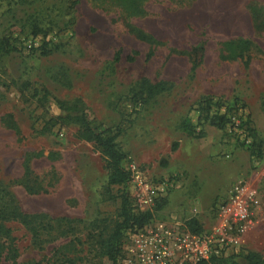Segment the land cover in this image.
Instances as JSON below:
<instances>
[{
    "label": "rangeland",
    "instance_id": "1",
    "mask_svg": "<svg viewBox=\"0 0 264 264\" xmlns=\"http://www.w3.org/2000/svg\"><path fill=\"white\" fill-rule=\"evenodd\" d=\"M140 2L142 15L125 0H0V38L16 49L0 55V185L27 213L71 220L65 235L55 228L39 245L23 225L7 222L17 258L0 264H63L58 260L65 256L74 264H101L91 235L115 218L113 196L121 187H105L103 157L76 137L77 124L60 117L57 101L75 104L99 127H119L116 141L127 168L134 165L151 181L173 182L153 219L186 226L194 218L207 230L230 184L245 180L257 204L249 207L251 223L236 252L264 258V148L258 156L248 151L264 133V82L258 78L264 0ZM125 22L160 41L148 60L147 44ZM238 37L252 43L247 70L239 60L218 58L220 42ZM199 45L191 56L175 53ZM115 52L119 59L112 64ZM192 61L197 65L190 77ZM143 79L166 81L169 89L143 100ZM212 95L226 114L223 129L207 122L203 98ZM228 117L239 121L234 130ZM183 119L199 134L180 130ZM247 134L249 146L242 141ZM25 157L30 174L19 182Z\"/></svg>",
    "mask_w": 264,
    "mask_h": 264
},
{
    "label": "trees",
    "instance_id": "2",
    "mask_svg": "<svg viewBox=\"0 0 264 264\" xmlns=\"http://www.w3.org/2000/svg\"><path fill=\"white\" fill-rule=\"evenodd\" d=\"M126 5L134 14L142 15L144 10L141 6L140 0H125ZM187 1V0H180ZM125 27L134 38L143 41L147 44V51L145 53V60H148L152 55L156 45L160 43L159 40L153 37L150 33L144 31L138 26L125 22ZM252 43L249 39L238 37L230 38L220 42L218 58L223 61L239 60L244 69H247L250 55L249 50ZM202 47H190L188 50H178L177 54H186L191 56L201 50ZM16 50L15 47H10L7 40L0 38V55L7 54L9 51ZM174 51V50H170ZM264 61V52L258 51ZM118 52L112 56L111 63L118 61ZM132 60V57H128ZM197 62L192 61L189 66V75H193ZM143 93V100L153 97L157 93H161L169 89V83L163 80H158L155 83H149L145 79L140 82ZM39 94V90H34L33 95ZM41 99L45 100L46 94H41ZM206 102L203 104L206 111H208L207 122L216 127L223 129L226 124V114L219 112L221 104L219 101L213 100V96H206L203 98ZM58 106L64 111V115L60 116L63 119L69 120L77 124L78 139H82L91 143L101 154L106 169L105 187L120 186L118 194L113 196V199H118V207L115 212V218L110 221L103 229L91 235L94 244V255L101 260V264H119V258L122 255L121 245L125 240L126 233L130 230L142 227L153 219L154 213L161 209L163 204L166 203L165 198H160L155 201L152 209H139L135 204H131V200L126 191V182L129 178L130 171L125 166L126 154L117 143L116 138L121 132L119 127H99L93 124L88 117L76 108V105L67 104L64 101H57ZM180 130L186 135H198L199 130L195 132L194 125L188 120L183 119L180 123ZM261 146L258 144L256 147L250 148L249 154L258 156L261 152ZM176 143L172 142L169 149L174 150ZM248 148V147H247ZM264 148V147H263ZM28 158L25 157L22 163V175L19 182H24L30 174L28 165ZM24 184V183H23ZM25 189L30 191V187L24 184ZM7 222H17L27 228L32 242L39 245L41 237L45 233L50 232L55 228H60V233L65 235V229L71 225V220L65 217L48 218L47 215L42 213H27L23 211L18 204L13 193L6 185H0V262L2 260H10L15 262L17 258V250L14 244V237L11 235V229L6 225ZM186 227L193 232L202 231L200 225L194 218H188L185 221ZM236 253V254H235ZM239 255L240 261L234 257ZM58 263L74 264L73 260L69 257H64L63 260H58ZM196 264H264V258L260 257L252 251L245 252H231L226 256L210 257L208 260H198Z\"/></svg>",
    "mask_w": 264,
    "mask_h": 264
},
{
    "label": "built area",
    "instance_id": "3",
    "mask_svg": "<svg viewBox=\"0 0 264 264\" xmlns=\"http://www.w3.org/2000/svg\"><path fill=\"white\" fill-rule=\"evenodd\" d=\"M228 122L233 130L239 124L233 117H228ZM242 141L247 146L251 144L248 134ZM258 144L264 147V133ZM128 170L126 186L139 209L151 210L155 201L165 197L173 186L171 180H149L134 165ZM252 204H257L255 189L238 179L218 202L215 220L207 230L193 232L178 220L152 219L126 233L119 264H196L198 260L236 252L251 223L248 211Z\"/></svg>",
    "mask_w": 264,
    "mask_h": 264
},
{
    "label": "crops",
    "instance_id": "4",
    "mask_svg": "<svg viewBox=\"0 0 264 264\" xmlns=\"http://www.w3.org/2000/svg\"><path fill=\"white\" fill-rule=\"evenodd\" d=\"M249 65V64H248ZM248 68H249V66H248ZM247 68V69H248ZM242 69H243V67H242ZM246 69V70H247ZM258 78L261 80L260 82H264V66H263V70H261L259 73H258ZM213 96V95H212Z\"/></svg>",
    "mask_w": 264,
    "mask_h": 264
}]
</instances>
